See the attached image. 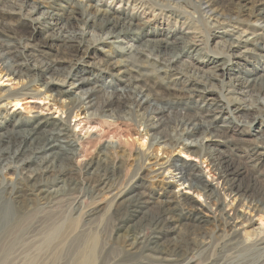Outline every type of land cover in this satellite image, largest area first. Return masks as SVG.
<instances>
[{
	"label": "bare ground",
	"instance_id": "1",
	"mask_svg": "<svg viewBox=\"0 0 264 264\" xmlns=\"http://www.w3.org/2000/svg\"><path fill=\"white\" fill-rule=\"evenodd\" d=\"M25 1H11L9 10L0 8L1 34L16 33L23 20L28 22L30 31L27 39L21 43H16L6 37V34L5 37H0L1 78L24 80V85L17 92H0V170L12 171L16 176L21 175V179L30 182L45 198L64 194L70 187L80 186L95 194L105 190L112 198L113 215L121 216V232L118 237L122 238L123 248L130 255H139L142 264H195L187 257L186 249L181 246L174 247L172 242L181 232L199 229L211 223V220L220 223L222 248L239 253L252 251L257 257L250 264H264V232L261 219L257 222L252 216L239 211V208L245 207L257 216H264V194L254 184L249 183L243 187L238 182L242 174L240 169L232 166L226 156L218 155L210 147L211 144L223 145L231 142L229 132H256L259 136H255L249 148L252 167L264 162V66L259 65L257 68L252 63L248 64L251 69L238 67L239 59L245 54L252 56L254 61L264 59V9L257 7L250 11L251 18L263 24L257 30L246 25L244 30L238 26L237 29L242 32L235 34L228 30L214 33L212 39L216 40V45L222 41L228 43L222 50L226 55L210 57L203 64L196 57L199 50L192 42L195 39L192 33L150 35L135 14L123 10L115 11L105 6L99 8L104 5V0L94 2V6L91 4L92 0H85L84 3L82 0H66L61 5L49 0L54 8L50 5L45 11L42 3L47 1L35 0V6L23 14ZM57 6H61L62 10L57 9ZM210 8L211 3L208 2L204 13L208 14L209 21H215L216 24L212 27L225 24L220 20V15ZM36 9L43 11L37 18H32ZM44 29L57 30L52 38L67 50L69 57L63 72H60L58 60L49 59V55L43 51L32 53L34 45L29 40ZM94 32L98 35L93 34ZM177 41L180 45H176ZM134 44L146 49L151 46L148 51L151 56L134 52ZM48 46L52 48V44ZM100 46H110L111 50H104ZM163 54L168 57V61L164 59L167 63L157 60L164 58ZM183 56L189 62L181 61ZM185 66L194 71L187 72ZM145 68L148 73L143 72ZM196 71L203 75L200 76ZM218 71L221 73L220 77L228 76L229 72H242L243 81L224 83L217 79ZM102 75L109 79L101 80ZM213 80L219 81L220 92L214 91L215 86L210 84ZM34 84L40 85L44 94L37 88L31 90ZM242 84H245L244 89L254 91V95L251 93L254 98L250 103L228 97L240 94L237 88ZM155 86L162 87L168 93L186 95L189 101L195 102V106L192 108L186 101L177 105L179 99L168 103L174 107L161 106L151 94L155 92ZM47 92H52L47 97L51 98L53 106H57L56 109H60L59 112L62 111L65 118H53L39 113L28 116L21 112H8L9 104L13 103L15 107L25 96L35 98L45 96ZM100 92L107 98L102 103L97 102ZM216 93L218 97L215 98ZM198 102L201 105H197ZM150 105L156 106V110L148 109ZM141 110H148L150 114V118L147 117L148 123L144 125L150 146H181V150L194 156H202L206 152L209 166L217 176L216 184L205 182L201 171L196 167L165 162L155 163L157 169L149 174H135V181L130 188L116 192L112 188L111 178L100 169L101 161L89 159L81 172L70 166L78 140L69 124L73 112L84 113L87 117L117 116L123 120H131ZM173 113L177 116L175 123L166 126L165 118H170ZM168 126L171 131L166 136L161 135ZM141 157L144 164L150 161L146 154ZM169 171L172 173L169 179H175V183L181 185L187 184V190L204 195L206 203L200 207L194 206L189 197L171 189V181L165 182L154 198L150 197L153 201L146 198L144 193L136 194V189L145 188V183L148 182L146 176L149 181L154 182ZM0 187L4 192L15 188L4 181H0ZM231 197L237 202L230 209L232 214L226 211L230 206L226 199ZM152 205L156 213L147 216ZM122 212L124 216L121 215ZM9 216L12 214L7 206L0 212V218L9 225ZM237 220L241 225L257 227L253 229L251 235L254 241L250 244H246L242 235L237 232ZM147 228L151 234L145 238L144 231ZM201 248V252L206 253L209 244L206 243ZM6 250L1 247L0 256ZM78 254L82 257L79 256V264H91L93 256L86 259L85 254ZM220 261L221 259L207 256L200 264H220Z\"/></svg>",
	"mask_w": 264,
	"mask_h": 264
},
{
	"label": "rangeland",
	"instance_id": "2",
	"mask_svg": "<svg viewBox=\"0 0 264 264\" xmlns=\"http://www.w3.org/2000/svg\"><path fill=\"white\" fill-rule=\"evenodd\" d=\"M11 1L14 2V0H0V8L11 9ZM34 1H25V6L22 7L23 14L35 6ZM46 1V3H42L45 8L44 11L48 6L52 5L48 2L49 0ZM50 1L61 5L66 0ZM97 1L99 0H92L91 4L93 5ZM84 2L85 0H82V3ZM208 2L211 3L210 10L220 15V20L224 21L223 23L225 24L216 28L212 27L216 24L215 21H209L207 19L208 14L204 13ZM102 3L104 5L101 4L103 6L99 8H104L105 6L115 11L123 10L129 14H135L138 17H135V19H139L150 35L192 33V36L195 37L192 42L195 43L196 49L199 50L196 57L203 64L210 57L226 55V52L223 53L222 50L225 44L226 48L228 43L220 41L222 44L216 45V40L212 39L214 33H222L228 30L233 31V34H235L236 32H242L241 29H237L238 26L243 28V30L246 25H251L255 29H258L259 25L263 26L262 23L256 22L254 18H251L250 11L257 7L264 9V0H104ZM54 4L52 5L53 8ZM56 8L62 10L61 6ZM42 11L43 9H36L31 17L37 18ZM68 31L71 32V30ZM29 32L28 22L23 20L16 33L9 32L5 33V35L1 34L0 29V37L6 36L16 43H21L27 39ZM56 33L57 30L53 29L38 31L29 42L34 45L33 54H36L37 51H43L49 55V59L58 60L60 63L58 65L61 68L60 72H63L67 66L66 62L69 56L67 50L52 38ZM93 34L98 35L97 32ZM50 44H52V48L48 46ZM176 45H180L179 41H177ZM100 48L111 50L110 46H100ZM150 48L151 46L146 49L134 44V52L139 51L147 56H151L150 52H148ZM164 55V58L157 60L167 63L168 57ZM138 56L139 54L136 57ZM152 58L155 59L156 57L152 56ZM185 60L189 62V59L183 56L181 61L185 62ZM255 61L252 56L245 54L239 59L240 65L238 67H249L248 69H251L248 64L251 65L252 63L257 68L259 65L264 66V59L259 61L255 59ZM184 68L187 72L190 71L192 73L194 71L190 67L186 68L185 66ZM143 72L148 73L149 71H146L145 68ZM196 73H199L200 76L203 75L199 71H196ZM234 73L229 72L228 76L220 77L221 73L218 71L217 79L223 80L224 83H241L243 81L241 78L244 76L243 73ZM159 76H162V74H159ZM105 77V75H102L101 80L109 79ZM218 80L210 81V84L215 86L214 91L216 90V92L221 91V85ZM23 85L24 80H13L10 77H3L0 79V92L6 90L17 92ZM244 85L242 84L243 87L237 88L241 95H228V97L239 98L246 103H250L254 98V91L244 89ZM36 88L40 93L44 94V89L38 84H34L31 90ZM154 91L151 94L161 106L174 107L173 104L168 103L178 99L177 105L186 101L187 105L192 106V108L195 106V102L189 101L186 95L168 93L160 86H155ZM100 93L98 95L99 98L97 96L98 103L107 99L102 92ZM51 94L52 92H47L45 96L35 98L25 96L18 106L14 107L13 103L9 104L7 106L8 112L10 114L21 112L23 115L28 114V116L39 113L40 115H50L53 118H65V115L61 114L62 111L59 112L60 109H56L57 106H53L51 98L47 97ZM250 96L253 97L251 98ZM216 97H218L217 93L215 94ZM198 104L201 105L200 102ZM156 108L153 105L148 107L150 110H156ZM126 117L128 118V116ZM147 117L150 118L148 110H141L133 118L130 117V119L132 118L131 120H123L117 116L113 118L87 117L84 113L73 112L69 118V124L78 140L76 142L75 156L70 166L81 172L89 159L101 161L99 166L102 173L111 178L112 188L118 192L131 187L135 181V174L140 172L149 174V172L157 169L154 165L155 163L163 164L165 162L182 163L196 167L201 171L205 182L212 185L216 184L217 176L209 166L208 159L205 156L206 152L202 156H194L181 150V146H172L171 148L161 144L150 146V139L145 135L146 130L144 129V125L148 123ZM175 118L177 116L174 113L170 118H165L166 126L167 124L172 126L175 123ZM169 126L161 135L166 136L171 131ZM262 131L264 132V128ZM251 133L236 134L229 132L228 136L231 137V142L223 145L211 144L210 147H213L218 155L226 156L232 166L240 169L242 174L239 176L238 182L243 187L251 183L264 194V162L257 167H252V154L249 152L252 140L259 134H256V132ZM239 138H242V140ZM105 147L106 149L104 150ZM144 154L150 157V161L146 164H144V160L141 157ZM171 174V171L169 173L165 172L164 177L158 178L154 182L149 181L146 176L148 182L145 183V188L136 189V194L144 193L146 198H154L163 184L171 181L173 183L171 189L189 197L194 206L200 207L206 203L204 195L187 190V184L181 185L180 183H175V179H169ZM0 181H4L5 184H12L15 187L9 188L6 192L0 187V212L9 206L12 214L8 218L11 222L9 225L0 218V248L7 249L0 256V264H75L76 262V264H79L81 260L79 252L85 254L84 257H88V259L93 256L91 264H142L139 255H130L123 248L122 238L118 237L121 232L119 230L121 216L113 215L111 210L114 206L112 198L111 196L109 197L105 190L100 192L101 194H95V192L87 191V189H83L80 186L70 187L66 189L67 191L64 194L53 198H45L30 182L21 179V175L16 176L12 171L5 172L0 170ZM226 202L230 204L226 211L232 214L230 209L234 208L237 202L232 197L227 198ZM239 211L247 216H252L257 222L261 219L262 231L264 232L263 215L257 216L245 207L239 208ZM147 213V216L156 213L154 206L149 207ZM121 215L124 216V213ZM235 222L237 232L242 235L245 243L250 244L253 242L254 237L251 234L253 229L255 230L257 227L255 225L249 227L246 224L241 225L239 220ZM219 224L211 220V223L199 227V229L183 231L179 237H175L176 240H173L172 246H181L186 249L187 257L195 264H200L207 256H211L213 259H221L220 264H250L255 261L257 255L252 251L239 253L222 248L219 237L221 226ZM150 232V229H145L144 237L148 238L151 234ZM206 243L209 244V249L208 252L203 253L201 252V247L205 246ZM81 249L82 251H80Z\"/></svg>",
	"mask_w": 264,
	"mask_h": 264
}]
</instances>
